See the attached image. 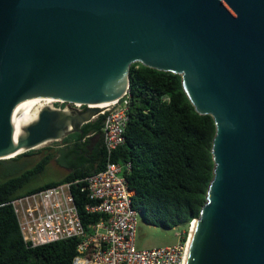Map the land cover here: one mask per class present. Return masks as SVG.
Returning a JSON list of instances; mask_svg holds the SVG:
<instances>
[{
  "label": "water",
  "instance_id": "water-1",
  "mask_svg": "<svg viewBox=\"0 0 264 264\" xmlns=\"http://www.w3.org/2000/svg\"><path fill=\"white\" fill-rule=\"evenodd\" d=\"M135 62L216 123L185 264H264V0H0V160L83 133Z\"/></svg>",
  "mask_w": 264,
  "mask_h": 264
},
{
  "label": "trees",
  "instance_id": "trees-1",
  "mask_svg": "<svg viewBox=\"0 0 264 264\" xmlns=\"http://www.w3.org/2000/svg\"><path fill=\"white\" fill-rule=\"evenodd\" d=\"M129 76L126 142L115 151L113 160L131 162L125 175L135 192L134 206L144 221L164 229L183 226L184 239L192 221L200 216L214 177L212 145L216 123L211 115L196 111L180 74L135 62ZM104 120L105 115L100 114L81 127L83 133L73 131L62 140L56 162L70 173L57 181L31 185L54 159L51 147L0 160V264H72L78 240L28 246L10 201L103 170L107 164ZM37 152L44 154L33 166L25 169L10 166ZM74 193L85 224L98 219V215L84 211L91 201L87 194L80 187Z\"/></svg>",
  "mask_w": 264,
  "mask_h": 264
},
{
  "label": "built area",
  "instance_id": "built-area-1",
  "mask_svg": "<svg viewBox=\"0 0 264 264\" xmlns=\"http://www.w3.org/2000/svg\"><path fill=\"white\" fill-rule=\"evenodd\" d=\"M129 104L130 89L122 98L101 110L100 114L105 115L102 131L107 150V164L103 170L10 201L28 246L76 238L77 253L72 264L186 263L191 230L188 240L176 245L137 248L141 213L134 206L135 192L129 187L125 175L131 169V162L113 160L115 151L126 142ZM79 187L91 200L84 208L85 213L99 216L89 224L83 221L76 202L74 191Z\"/></svg>",
  "mask_w": 264,
  "mask_h": 264
},
{
  "label": "rangeland",
  "instance_id": "rangeland-1",
  "mask_svg": "<svg viewBox=\"0 0 264 264\" xmlns=\"http://www.w3.org/2000/svg\"><path fill=\"white\" fill-rule=\"evenodd\" d=\"M62 140H52L48 143H45L41 146H38L36 149H45L44 147H51L52 152L55 154L54 159L47 165L46 169L39 174L32 182L31 185H39L45 184L51 181H57L64 174H66L69 170L60 166L58 162H56V157L59 156V148L62 146ZM44 152H37L34 155L23 157L19 161L11 163V167L14 169H25L33 166L42 156ZM138 232H137V248H154V247H164V246H173L176 245L183 240H188V235L190 232L189 227L188 232L186 233V237L183 239V234L186 229L183 226L164 229L156 225L146 223L142 216H139L138 222Z\"/></svg>",
  "mask_w": 264,
  "mask_h": 264
},
{
  "label": "crops",
  "instance_id": "crops-1",
  "mask_svg": "<svg viewBox=\"0 0 264 264\" xmlns=\"http://www.w3.org/2000/svg\"><path fill=\"white\" fill-rule=\"evenodd\" d=\"M64 168H66V167H64ZM69 170V169H68ZM70 173V170L66 173V174H64L60 179H62V178H64L67 174H69ZM59 180V179H58Z\"/></svg>",
  "mask_w": 264,
  "mask_h": 264
},
{
  "label": "bare ground",
  "instance_id": "bare-ground-1",
  "mask_svg": "<svg viewBox=\"0 0 264 264\" xmlns=\"http://www.w3.org/2000/svg\"><path fill=\"white\" fill-rule=\"evenodd\" d=\"M20 153H22V152H20ZM20 153H18V154H15L14 156H12V158H13V157H15V156H17V155H19ZM191 231H192V230H191ZM190 234H191V233H190Z\"/></svg>",
  "mask_w": 264,
  "mask_h": 264
},
{
  "label": "clouds",
  "instance_id": "clouds-1",
  "mask_svg": "<svg viewBox=\"0 0 264 264\" xmlns=\"http://www.w3.org/2000/svg\"><path fill=\"white\" fill-rule=\"evenodd\" d=\"M193 222V221H192Z\"/></svg>",
  "mask_w": 264,
  "mask_h": 264
}]
</instances>
